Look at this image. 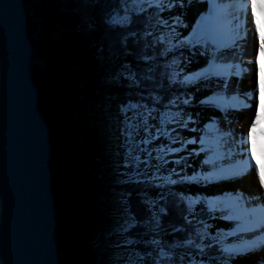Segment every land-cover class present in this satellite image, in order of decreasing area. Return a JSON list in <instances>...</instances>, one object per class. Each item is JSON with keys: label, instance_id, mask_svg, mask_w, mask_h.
Instances as JSON below:
<instances>
[{"label": "trees", "instance_id": "trees-1", "mask_svg": "<svg viewBox=\"0 0 264 264\" xmlns=\"http://www.w3.org/2000/svg\"><path fill=\"white\" fill-rule=\"evenodd\" d=\"M89 1L91 10L83 20L77 11L78 0H45L39 11L43 32L38 40L32 38L34 26L29 23L34 57L41 60L48 72L38 76L33 68V80L39 89L38 108L47 120L52 141L50 165L59 263L115 264L112 258L109 261L101 253V249L112 239L109 233L104 235L106 224L95 221L93 226L91 220L86 224L85 216L80 215L78 207L79 203L88 205L93 198L100 201L102 193L97 194L94 188L86 185L103 186L102 181H105V186H111L114 191L120 189L127 192L121 202L137 221L146 223V217H150L152 212L159 213V208L165 207V213H159L161 223L158 228L143 227L138 223L129 233H123L128 237L130 247L134 248L139 264H188L191 261L189 254L197 253L199 249L195 244L185 243L188 233L183 231V226L188 221L184 219L187 212H181V206L176 203L180 193L177 192L174 198L170 194V190H174L164 186L166 194L160 191L154 204H149L146 201L151 200L144 197L146 193L139 191L143 187L156 189L157 185L152 180L121 184L108 178L110 183L106 185V176L96 169V161L104 165L99 157L103 141L96 124H89L85 102H82L89 101L95 108V99H108V95L105 97L103 93L108 94L112 85L118 88L124 85L136 87L139 93L129 91L124 97L121 92L119 107L122 103H147L150 107L153 104L149 96L154 97L158 93L165 97L160 107L167 104L173 95L164 74L172 69H166L167 62L158 60L160 48L166 45L160 39L164 34L148 21L146 8L136 13L127 7V0ZM25 3L27 6V0ZM145 40L148 41L147 48ZM163 76L165 89L161 91ZM159 111L162 109L159 108ZM87 153L94 161L96 174L93 181L86 179L83 172L77 174L73 167V159ZM183 207L186 209V205ZM200 207L197 205L196 211ZM209 217L204 219L207 221ZM203 254L209 258L219 257L211 249H205Z\"/></svg>", "mask_w": 264, "mask_h": 264}, {"label": "snow or ice", "instance_id": "snow-or-ice-1", "mask_svg": "<svg viewBox=\"0 0 264 264\" xmlns=\"http://www.w3.org/2000/svg\"><path fill=\"white\" fill-rule=\"evenodd\" d=\"M178 2L182 4L183 0H170V12L172 8L176 7ZM156 4L157 7L160 8V11L163 12L164 9L159 3V0H156ZM262 4H264V0H262ZM207 5L206 15H201L199 19L195 20V23L189 22L185 25L186 34L184 32H177V28H179L182 23V20L179 18L180 13H176L174 17L170 16L169 18L171 19V31H165V34L160 38L166 42V47L159 52V55L166 59L170 53L173 54L171 62L165 64L166 69H172L170 72L166 71L164 74V76H167L169 85L175 86L176 84H179L181 87H187L196 85L200 80H208L210 77H228L229 75H234L236 77L241 76L242 69L239 64L235 65V72H230L229 70L233 65H220L215 63L218 54L213 53V50L209 48V45H215L216 48L234 47L236 40L241 38V28L245 31L254 28L256 32L257 25L254 20V12H256L255 4L253 3V0H251L248 9L245 11L243 20L240 18L239 11L235 13L234 18L232 19L221 17V6L216 4L215 0H207ZM228 7H231V5ZM236 7L237 9H241L245 6L243 4H238ZM249 10L251 13L250 17L247 14ZM169 19L160 18L158 23L163 25L165 30H168L170 28ZM121 22H123V20ZM128 23L130 24V20ZM222 27L225 32L224 35H221ZM188 28H190V31L187 30ZM130 35L135 36L136 33H130ZM152 40L153 42L156 40L154 35L152 36ZM173 40H175V44H173ZM144 43L145 48H147L148 41L145 40ZM197 45L200 46L201 49H204L203 51H199L201 56L211 55L212 58L207 60L206 66L195 71L187 72L182 75V78H179L180 74L175 70V66H178L180 61L174 53L177 49L185 47L191 51ZM259 48L261 51H264V42H261ZM153 51L155 52V49ZM193 54H195V51ZM182 71L183 69H181V72ZM164 76L160 80L161 91L165 89ZM225 87H227V82H225ZM149 99L153 105H156L155 108L148 107L147 103L142 106L143 110H141V105L138 103H122L120 105V112L124 114V128L122 129V134H126L124 136V148L128 149L127 153L123 156V159L129 161L130 164H139L141 162L140 157L144 156L145 159L143 163L145 166L155 167V172L152 174L153 179L163 181L162 185H157L158 187L175 186L178 184L183 185L186 183L206 185L224 180L236 179L245 174L241 169L239 161L236 165L229 167H224L222 165L217 166L213 162L214 158H220L221 161L223 159V153L209 152L210 146L215 143V141L210 140L208 136L209 132L216 130V124L218 121L215 118L211 122H204L201 127V121L198 115L194 117L190 112L172 110L178 108L179 103H182L185 106L190 105L194 99L193 95L186 94V98H183L182 100L180 97L173 96L167 101V104L163 105L164 110L159 111V126L155 128V135H153L150 130L153 125L148 123L149 117L159 110L165 97L158 93L154 97L149 96ZM199 104L201 106L214 105L216 109L223 113L225 108L228 107L238 109L240 105L243 104V101H237V97L233 95L230 101L224 102L222 95L213 92L212 94L202 97L199 100ZM129 111H132L131 116L127 115ZM169 124H174L177 127L186 129L192 133L201 134L185 138L181 133L176 132V128L166 127ZM257 124H259V129H264V105H261L260 111L256 112L251 124L247 128V152L245 155L247 156V161L251 162L252 167L256 169V172L257 164L255 163L253 154L249 148V130L255 129ZM139 128L143 129L145 136L139 141H135L133 135ZM160 137H163L168 143H161L158 147L153 148V151L156 153L155 159L158 162L162 161L165 165L168 163H172L176 167L183 165V174L176 171V167H174L168 175H156V172L162 170V166L160 163H157L155 166L151 164L152 155L149 152V147L151 146V141H155ZM236 142L240 143L242 149L245 148L243 142ZM135 144H140L144 147L135 148L133 147ZM174 144H178L179 146L174 147ZM188 145L198 146L189 150L187 148ZM134 151H138L139 155L133 157L132 153ZM180 152H185L186 155L178 156L172 161L164 159L167 155H175ZM201 154H205L203 159H200ZM189 156L194 159H200L199 168H192L191 174L186 170L191 167L188 164ZM241 159H243V157ZM208 165H212L211 170H205V166ZM146 174L147 173H145V175ZM173 175L176 176V179H173ZM259 187L260 191L264 192V185L260 182ZM170 194L174 198L176 197L175 191L170 190ZM146 202L149 204L152 203V201ZM124 203H127V201L124 200ZM176 203L181 206V212H187V216H185L184 219L187 220L188 223L183 226V231L188 233V239L185 240V243L195 244V247L199 249L196 255L203 254L205 249H211L219 256L223 257L222 264H230V260L234 259L236 256L244 255L264 245V206L252 204L250 200L243 199L239 191L213 197L202 195L200 193L193 194L190 192H180ZM184 205H186V209L183 207ZM197 205L202 206L199 211H196L194 207ZM122 211L124 212L123 222L125 224L123 231L129 233V230L138 223L143 227L151 226L158 228L161 223L159 213H165V207H160L159 213L152 212L150 217H146V223L144 221H137L134 215H130V209H125L122 206ZM215 213H219L220 218L226 222H234L233 226L227 231L223 228H217L214 235L210 234L213 225L209 224L204 217L211 216L214 219ZM189 217H191V219H188ZM256 232H261V235H253L251 239H248L243 235ZM230 237L234 238L231 242H229L228 239ZM196 241H199V243H196ZM208 241L211 243H208ZM213 245L216 247L213 248ZM190 264H203V261H197L193 258L190 261Z\"/></svg>", "mask_w": 264, "mask_h": 264}, {"label": "water", "instance_id": "water-1", "mask_svg": "<svg viewBox=\"0 0 264 264\" xmlns=\"http://www.w3.org/2000/svg\"><path fill=\"white\" fill-rule=\"evenodd\" d=\"M25 0H0V264H60L51 135Z\"/></svg>", "mask_w": 264, "mask_h": 264}, {"label": "rangeland", "instance_id": "rangeland-1", "mask_svg": "<svg viewBox=\"0 0 264 264\" xmlns=\"http://www.w3.org/2000/svg\"><path fill=\"white\" fill-rule=\"evenodd\" d=\"M27 2H28V5L26 7H27L29 19H30L29 23L32 26H34V32H33L32 38L34 40H38L39 37L41 36V33L43 32L42 26L39 23V11L43 8V4H44L43 2H45V0H27ZM78 2L79 3H78L77 11L81 19L85 20L91 10L90 1L89 0H78ZM159 3L161 4L160 1ZM227 3H228L227 4L228 6L231 5L230 2H227ZM179 4L180 3L178 2L177 5ZM126 5L128 8H130L136 13L139 10H143L144 8H146L145 16L147 17L148 21L154 24V26H156L162 32V34H165V31H168V32L171 31V19H169L170 28L168 30H165L163 28V25H160L158 23V20L160 18H164L163 15L165 14V10L167 9L165 6H163V3L161 4L164 9L163 12H161L160 8L157 7L156 0H127ZM223 8L224 7H222V10ZM225 10L227 14L231 13L229 8H226ZM168 12L170 13V15H172V17H174V15L172 14L173 13L172 9H171V12L170 11ZM242 17H244V15L240 16V18ZM164 19H168V18L166 17ZM177 32H179L178 28H177ZM173 44H175V40H173ZM165 47L160 48V51L163 50ZM197 47H200V46L197 45ZM209 48L213 50V53L218 54L217 55V58H218L219 56L218 48H216L215 45H209ZM188 51L189 49L185 47V48L177 49L176 52L174 53V55L180 61L179 65L175 66V70L180 74L179 78H182V75L186 74L185 70H188L184 68L185 55ZM172 57H173V54L171 53L167 56V59L165 57L158 55V60H163L164 62L169 63L171 62ZM216 59H215V62L217 61ZM33 68L36 69L38 76H44L45 74H48V72L46 71V67L41 62V60L35 57L32 60V69ZM181 69H183L182 72H181ZM170 87H171L170 91L172 92V95L180 97L182 100L183 98H186V94L189 93L188 90L190 86L181 87L179 84H176L175 86L171 85ZM137 90L138 89L136 87L129 88L123 85L122 88H118L116 85H112L110 89L108 90V94L103 93L105 97L106 95H108L107 96L108 99L107 98H105L104 100H102V98L95 99V101L93 102L95 108L91 107V102L82 101L83 103L85 102L84 106H85V109L87 110L86 117H87V120L89 121V124L91 125L96 124L97 129L99 131L98 135L101 137V140L103 141V145H102L103 148L100 152L99 157L102 160L104 165H101L99 161H96V165H97L96 169L102 172L106 176L107 178L106 185L110 183L109 179L111 181L116 180L117 182L121 184L123 182L134 181V180H152L156 185L163 184V181L153 179L152 174L153 172H155V167H146L145 164L143 163L145 159L144 156L140 157L141 162L139 164H136V163L130 164L129 161H125L123 159V156L127 153L128 149L124 148V136L126 134H122V129L124 128V124H123L124 114L120 112V107L118 106L122 99V95H120V93L123 92V96L127 97L128 96L127 94L129 91H135L138 94L139 92ZM141 99H138V100L141 101ZM142 106L143 105H141V110H143ZM151 106H153L154 108L156 107V105H151ZM151 106L150 108H152ZM194 106H199L198 108H203V106L201 107V105H194ZM159 108L164 110L163 107H159ZM192 108L193 107H190L189 105L185 106L182 103H179L178 108L172 109V110L190 112ZM127 115L131 116L132 111H129ZM158 117H159V110L154 112L149 117L148 123L153 125V127L150 129L153 135L156 134L155 128L159 126ZM166 127L176 128V132L181 133L183 135L182 133L183 129L177 127L174 124H169ZM144 136H145V133L143 132V129L139 128L134 132L133 139L135 141H139ZM183 137L185 136L183 135ZM161 143L167 144L168 141L165 140L163 137H160L155 141H151V146L149 147V152L152 155L151 164L155 166L157 163H160L162 166V170L160 172H156L157 176L168 175L169 172H171L172 169L176 167L172 163H168L165 165L163 164L162 161L158 162L155 159L156 153L155 151H153V148L158 147ZM173 146L178 147L179 145L174 144ZM188 146L187 148L189 150L195 147V145L194 146L192 145L193 147H191L190 145ZM133 147L141 148L144 146L140 144H135L133 145ZM263 154H260V157L257 158L259 166L262 169H264ZM137 155H139L138 151H134L132 153L133 157ZM185 155H186L185 152H180L175 155H167L164 157V159L168 161H172L176 159L178 156H185ZM246 159H247V156L245 159H243V162L247 161ZM192 160H193V157L191 156L188 157V164ZM93 162L94 161L92 159L91 154L87 153L82 156L76 157L75 160L73 159V167H74L75 172H77V174H80L81 172H83L86 175V179H88L89 181H93L94 179L93 177L96 174L94 171L95 167L93 166ZM248 163H251V162H248ZM104 166L106 167L104 168ZM188 169L191 170L192 168L189 167ZM176 171L183 174V171H184L183 165L176 167ZM145 173L147 174L145 175ZM88 174L90 175V177ZM173 179H176L175 175H173ZM102 183H103V186H101L100 184L99 185L90 184V187L94 188L95 191H97V194H100V193L102 194L99 196L100 201H97L95 198H93L88 202V205L90 206L85 204V207L88 206V210L84 211L83 213L85 214L86 212H88L89 217H90V218L86 217L85 222L86 224H88L89 219H90L93 222L92 223L93 226L95 224V221L96 222L99 221L103 224L104 223L106 224L107 233L104 232V235H107L109 233L112 236V239L106 243L103 249H101V253L105 254L106 259L111 261V258H112V261L115 262V264H139L138 257L136 253L134 252V248L130 247L128 237H126L125 234H123L124 233L123 228L125 224L123 222L124 212L122 211L123 203L121 201L124 199V196H125L124 193H127V192L121 191L120 189L118 190L115 189L114 191L113 190L114 188H112L111 186H105V181H102ZM214 185L215 183L206 184V185L186 183L183 185L178 184V185L170 186V187L167 186L166 188H171L176 193L177 192L178 193L180 192L189 193L190 192L193 194L200 193L202 195L213 197V196L218 195L217 187L216 186L214 187ZM164 188L165 187H158V186L156 187V189L143 187L142 189H140L139 192H143V193L145 192L146 194L144 193L145 194L144 197L151 200L152 204H154V199L157 196H159L160 191H161V194H166L164 193ZM194 207L195 209H197V206H194ZM214 216H215L214 219L210 216L209 219L207 220L209 224L213 225V227L210 230V234L214 235L217 228H223L225 231H227L231 226H233L234 222H226L222 220L220 218L219 213L218 214L215 213ZM95 218L97 219L95 220ZM190 218L191 217H189L188 219ZM228 239H229V242H231L232 239L234 238L230 237ZM256 251H258V253H261V255L264 258V245L260 246L258 249H256ZM116 255H118V257ZM189 255H190L191 260L194 258L197 261H203V264H222V261H223V257L221 256L209 258L205 256L204 254L196 255V253H194V254H189ZM245 255H247V253ZM239 256L240 255L236 256L234 259H231L230 264H237L236 262L239 261V258L237 257ZM260 264H264V260H261Z\"/></svg>", "mask_w": 264, "mask_h": 264}, {"label": "bare ground", "instance_id": "bare-ground-1", "mask_svg": "<svg viewBox=\"0 0 264 264\" xmlns=\"http://www.w3.org/2000/svg\"><path fill=\"white\" fill-rule=\"evenodd\" d=\"M159 1L167 8L163 17L169 19L170 16H172L168 12L170 0ZM227 2L231 3V7H228ZM250 2L251 0H215V3L221 6V17L227 19L234 18L237 11H239L240 16H243L250 5ZM255 2L256 0H253L254 4ZM238 4H243L245 7L237 9L236 6ZM207 7V0H183L182 4H176V7L172 8V14L175 16L176 13H180L179 18L182 20L178 31L186 34L185 25L189 22L195 23V20L199 19L201 15H206ZM222 7L225 9L229 8L231 13L227 14L224 8L222 10ZM255 9L254 20L257 25L256 32L254 28L249 29L248 31L241 28V38L236 40L235 46L230 48H218L219 56L215 62L220 65H233L229 70L230 72H235V65L239 64L242 69L241 76L236 77L234 75H229L228 77H210L208 80H200L196 85L188 86V94L194 96L193 101L189 105L190 107H193L190 113L194 117L197 115L199 116L201 127L204 122H211L214 118L218 121L216 124V130L208 133L209 139L215 141V143L210 146L209 152L223 153V159L221 161L220 158H214L213 162L217 166L222 165L224 167H229L236 165L239 161L241 169L245 172V174L239 178L215 183L214 187H217L218 195L239 191L243 199L250 200L252 204L264 206V192H261L259 187V182L264 185V169L259 166L257 160V158L260 157V154L264 153V129H259V124H257L255 129L249 130V148L253 154L254 160L258 164L257 172L256 169L252 167L251 163H248V161L243 162V159L246 158L245 153L247 150V128L251 124L256 112L260 111L261 105H264V51H261L259 48L261 42H264V4L257 2L255 4ZM247 14L249 17L251 16L250 10ZM241 20H243V17ZM187 30L190 31V28ZM224 34L225 32L222 27L221 35ZM203 50L204 49L195 46L193 50H189L186 53L184 68L188 70H185V73L206 66L207 60L212 56H201L199 51ZM194 51L195 54H193ZM225 82H227V87H225ZM213 92L222 95L224 102L230 101L231 97L235 95L237 101H243V104H241L238 109H233L231 107L225 108L223 113L216 109L214 105L203 106V108L194 106L200 105L199 100ZM182 133L185 138L201 134L192 133L186 129H183ZM257 136L259 137V140L254 150V142L257 139ZM236 141L243 142L245 148L242 149L240 143H237ZM190 146L193 147L194 145ZM197 146L198 145H195V147ZM204 155L205 154H201L200 159H203ZM242 157L243 159H241ZM200 159L193 158V160L189 162L191 168H199ZM211 167L212 165L205 166V170H211ZM187 170L189 173L192 172V169ZM253 235H261V232L248 233L245 234V237L251 239ZM237 258H239V261L236 262L237 264H260V261L264 260L261 253H258L256 250L250 251L247 255H240Z\"/></svg>", "mask_w": 264, "mask_h": 264}, {"label": "flooded vegetation", "instance_id": "flooded-vegetation-1", "mask_svg": "<svg viewBox=\"0 0 264 264\" xmlns=\"http://www.w3.org/2000/svg\"><path fill=\"white\" fill-rule=\"evenodd\" d=\"M86 187H89L90 189L92 188V187H90L89 185H86ZM93 191V190H92ZM76 195V194H75ZM79 208H80V211H79V213H80V215H82V216H85V218L86 217H89V214L86 212L85 214L83 213L84 211H86V207L82 204H80L79 203V206H78ZM90 218V217H89ZM89 222H90V219H89Z\"/></svg>", "mask_w": 264, "mask_h": 264}, {"label": "clouds", "instance_id": "clouds-1", "mask_svg": "<svg viewBox=\"0 0 264 264\" xmlns=\"http://www.w3.org/2000/svg\"><path fill=\"white\" fill-rule=\"evenodd\" d=\"M257 2H259V3L262 4V0H256L255 4H256ZM258 140H259V137L257 136V139H256L255 142H254V150H255V148H256V146H257ZM254 157H255V156H254ZM255 163H256V161H255ZM256 164H257V163H256ZM257 165H258V164H257Z\"/></svg>", "mask_w": 264, "mask_h": 264}]
</instances>
